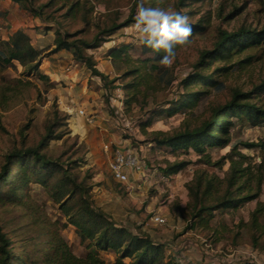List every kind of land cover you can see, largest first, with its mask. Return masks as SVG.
I'll return each mask as SVG.
<instances>
[{
    "label": "rangeland",
    "instance_id": "1",
    "mask_svg": "<svg viewBox=\"0 0 264 264\" xmlns=\"http://www.w3.org/2000/svg\"><path fill=\"white\" fill-rule=\"evenodd\" d=\"M48 1L26 0L20 4L12 1L11 4L8 3L6 8L3 7L0 10L4 14L0 17V39L3 41L8 39L10 25L13 22H20L24 18V20L35 19L27 6L32 4L34 7H39ZM75 1L80 3L77 15L64 16L66 10L61 8L60 0H53V4L44 9V13L51 15L57 22L48 23L51 25L49 30L52 31L54 39L56 32L61 34L78 32L77 39L90 42L98 30L107 28L113 23L120 24L130 14L134 19L139 2V0H73L72 2ZM177 1L169 0L167 6L156 7L176 12ZM145 7L149 6L145 5ZM178 10L188 18V13H193L194 16L189 18V23H194L201 18L203 30L195 32L191 42L176 52V58L170 68H162L168 71L163 82L157 80L163 75L162 70L150 72L151 74L148 75L150 64L144 61L151 58V55L140 52V40L130 27L133 23L116 30L109 38H105V43L97 48L87 49L86 53L92 58H104L112 49L110 47L114 45L111 42L115 41V48L120 45H131L129 55L132 59L130 64L132 67H140L141 64L145 67L141 69V75L146 78V84L140 88L142 94L139 96L138 103L132 104L129 108L124 104L125 95L122 85L130 81V78L125 80L118 78L126 70V64L118 65L117 68L112 64L115 77L102 84L111 94L118 90L122 92H120L123 102L122 117L119 119L128 123V128L120 127L123 130L121 136L129 140L130 147L143 148L142 152L137 151V154H134L139 159V166L156 174L152 183L144 187H162V193L156 201L157 204L170 195L171 191L168 187H178L174 190L176 192L170 206L177 203L172 209L178 216H182V209L178 207V202L189 201L187 187H193L199 175L208 178L216 177L221 180L226 177L230 163L225 157L230 154V146L207 150L203 156L192 150L187 153L182 151L173 153L168 148L157 147L151 140L152 133L171 132L184 126L192 129L204 118V107L207 104H224L230 99L234 90L242 93L249 92L264 82V46H261L233 57L231 62L242 61L244 63L238 65L236 69L233 68L226 77L218 78L224 85L223 91L215 92L210 89L208 90L210 93L203 98L204 100H201L198 107L177 112L171 116L167 115V110L172 107L170 103L176 105L178 98L184 94L181 80L192 72L199 54L212 49L219 32H231L239 27L259 30L264 26V0H210L194 4L186 1L185 7L178 8ZM47 49L49 47L42 50L41 64L42 59L51 54ZM77 64H79L78 67H84L90 72L84 65ZM222 66L223 64L214 63L209 69L204 70V74H210L214 69ZM116 78L118 81H115ZM169 78L172 79V83L166 86L164 81ZM89 83L88 86L93 89L100 87L94 86L92 81ZM56 86L58 84L51 82L48 77L47 80H42L35 75L28 76L16 62L0 70V172L5 164L6 156L20 148L36 147L40 143L45 134L46 122L52 119L54 112L57 113L59 119L63 113L66 114L60 109L58 98L54 94ZM63 88L65 86L58 87V89ZM102 98L107 104L108 97ZM251 102L264 106V94H259V97ZM75 107L74 105L73 108L76 109ZM233 122L234 127L230 130L231 144L238 145L237 152L244 155L246 163L252 167L253 171H256L260 164L264 165V125L252 127L247 122H238L236 118ZM54 133L59 135V138L48 140L40 152L45 154L51 162L57 164L61 170H66L68 177H75L76 183H82L84 188L89 190L90 199L95 195L92 191L98 185L95 182L96 175H100V179L106 180L107 178L110 181V188L122 194L123 189L118 188L123 185L111 181L107 176L108 173L110 174L108 166L115 149H109L110 158H104L98 166L89 167L86 162L89 146L79 140L67 124H61L59 128H55ZM149 143L154 144L152 148L148 146ZM246 143L255 146L253 148L242 146ZM141 154H143L142 158H140ZM176 163H186V166L180 171L169 174L164 172L167 167ZM16 169L17 166L12 167L8 180H13L12 175ZM61 170L55 172L54 177L49 181L50 185H55L62 179ZM260 170L264 171V167ZM184 192L186 195L183 194ZM22 193L19 192L18 196L21 197ZM51 193H53L51 190L31 183L19 204L0 202V228L8 241L7 248L11 254L7 264H47L41 258L58 245L59 241L65 243L68 250L77 258H85L91 252L95 253L104 264H113L116 259L113 253L90 248L87 242L80 243L75 228L69 224L58 205L53 202ZM149 193L154 196L158 195L156 190H151ZM259 200L264 201V184L261 185ZM91 202L93 204V201ZM73 203L78 205L76 201ZM253 207L254 201L246 203L235 212L215 214L211 224L213 229L217 228L219 236L215 237L212 231L207 234L205 231L196 230L194 232L197 236L196 240L202 242L204 250L214 251L218 247L224 253H226V248L230 249L228 246H248V235L243 230H240V236L236 242L232 243L231 240L237 232V224L247 219L248 212ZM124 262L130 264L129 260Z\"/></svg>",
    "mask_w": 264,
    "mask_h": 264
},
{
    "label": "trees",
    "instance_id": "2",
    "mask_svg": "<svg viewBox=\"0 0 264 264\" xmlns=\"http://www.w3.org/2000/svg\"><path fill=\"white\" fill-rule=\"evenodd\" d=\"M2 1V0H0ZM20 4L26 0H10ZM61 8L66 12L64 16L77 15L79 1L60 0ZM190 4L202 3L210 0H178L175 4L178 8H184L185 2ZM169 0H144L149 7L167 6ZM53 0L46 4L34 7L30 4L33 18L41 23L48 24L56 22L51 15H46L44 9L50 7ZM180 13V12H179ZM4 15L0 11V17ZM189 18H193V13H188ZM57 23V22H56ZM134 23L132 14L120 24H111L109 27L98 30L90 42L77 39L78 32L59 33L56 32L54 47L48 53L60 50L72 51L73 60L84 65L93 76L100 78L102 82L108 79L96 69L94 59L89 56L87 49H94L105 43L116 30L127 27ZM201 18L194 23H190L193 35L195 32L203 30ZM264 46V26L259 30H249L239 27L231 32L221 31L213 44L212 49L199 54L192 72L181 80L184 94L177 100V104L170 103L171 109L167 110V115L171 116L177 112H184L188 109L198 107L201 100L213 89L215 92L224 90V85L219 81V77H226L230 71L236 69L242 61L231 62L233 57L244 51ZM131 45H120L110 52L111 63L117 68L118 65L126 64V70L119 79L130 81L122 85L124 90V104L129 108L132 104H137L139 96L142 94L140 88L146 84V78L141 75L142 67H132L129 50ZM181 47L178 46L176 52ZM140 52L148 53L151 58L146 59L150 64L148 70L152 72L162 70V76L158 77L159 82H163L168 75L167 70H163L158 63L162 53L153 52L140 44ZM42 50H36L31 43V39L23 30H17L8 37L6 41L0 39V70L12 66L13 62L19 64L24 73L35 75L38 79L47 80L45 75L39 71ZM223 64L221 68L214 69L210 74H204V70L214 64ZM151 72V73H150ZM118 78L115 81H118ZM172 79L164 81L166 86L171 85ZM264 94V82L254 87L249 92H239L234 90L231 97L224 104H207L204 108V118L192 129L184 126L171 132L152 133V142L157 147L170 149L173 153L189 150L203 156L207 150L223 149L230 146V154L225 158L229 160V170L224 179L199 175L193 187L188 188L189 201L183 212V218L189 221L192 230L205 231L207 234L212 231L215 237L218 235L217 228L213 229L211 224L214 217L225 212H235L246 203L255 201L254 209L249 213L248 221H240L237 224V232L233 235L232 243L236 242L240 236V230L247 233L249 243L253 248L264 249V201L259 200L261 185L264 184V171L260 170L264 165L260 164L256 171L246 163V157L237 152L238 145L231 144L230 130L234 127L233 119L238 122H247L252 127L264 125V106L256 105L251 101ZM175 106V107H174ZM52 120V121H51ZM47 120L45 134L36 147L20 148L5 157V164L0 172V202L2 204H19L26 194V190L31 183L38 184L51 190L53 202L58 205L59 210L69 224L75 228L80 243H88V247L98 251L111 252L116 256L113 264H125L129 260L130 264H176L172 259L165 256L163 246L151 243L147 237L133 235L123 227L115 226L103 214L92 207L89 190L84 188L82 183H76L75 177H68L66 170H61L57 164L51 162L45 154L41 153L44 144L52 139H58L59 135L54 133L55 128L61 124L66 125L67 116L62 114L61 119L57 113L52 114V119ZM246 148H253V144L242 145ZM207 163V160H206ZM17 166L12 175L13 180H8L12 167ZM186 163H176L167 167L164 171L171 172L184 169ZM61 170L62 179L55 185H50L49 181L54 177L55 172ZM224 185L223 187H220ZM19 186V187H17ZM71 187V188H69ZM19 192H23L21 197ZM74 201L78 205H74ZM211 233V234H212ZM218 240V239H216ZM215 240V241H216ZM8 241L0 228V264H7L10 260V251L7 248ZM47 264H104L95 253H88L85 258H77L68 250L65 243L59 241L47 255L41 258Z\"/></svg>",
    "mask_w": 264,
    "mask_h": 264
},
{
    "label": "crops",
    "instance_id": "3",
    "mask_svg": "<svg viewBox=\"0 0 264 264\" xmlns=\"http://www.w3.org/2000/svg\"><path fill=\"white\" fill-rule=\"evenodd\" d=\"M8 3L11 4V1H0V10L3 7L6 8ZM24 19L20 22H13L8 34L12 35L15 31L22 29L31 39L32 46L36 50L41 51L48 47L52 49L54 36L49 30L51 25L31 18ZM111 44L114 45L110 48H115V41ZM111 50L104 58H93L96 62V69L108 80H113L115 77L110 59ZM78 65L73 60L72 51L60 50L42 59L39 71L51 82L58 84L54 94L58 98L60 109L67 114V126L74 135L79 137V140L89 146L86 156L88 166H98L104 158H110L109 149L135 155L137 151L142 152V147H130L129 140L121 136L123 130L120 127L128 128V123L119 119L122 117V92L118 90L111 94L99 77L91 75L84 67H78ZM90 81L94 86L100 87L91 88L88 86ZM62 86L65 88L58 89ZM104 96L108 97L107 104L102 98ZM74 105L76 109L73 108ZM77 111H82L83 115L77 114ZM153 145V143L148 144L151 148ZM127 175V183H120L123 186L118 188L123 189L122 194L110 188V181L107 178L106 180L100 179V175H96L95 178L98 185L92 191L95 194L91 197L92 207L115 226L123 227L133 235L147 237L153 244L162 245L165 256L176 264H243L238 262L239 256L247 258L244 264H264V249L253 248L250 243L246 247L228 246L230 249L226 248V253L218 247L214 251L204 250L202 242L196 240L197 236L194 234L196 230H192L189 221L183 218L188 200L178 202V207L182 209V216H178L172 209L177 203L170 206L176 192L174 190L178 187H168L171 191L170 195L157 204L156 201L162 193V187H144L152 183L156 176L154 172L151 173L145 167L138 166L134 170L127 171ZM107 176L111 181L116 182L109 173ZM151 190H156L158 195L148 194ZM183 194L186 195V192ZM254 207L248 212V216ZM154 216L163 218L165 224L154 223L152 221ZM242 221L246 223L248 217Z\"/></svg>",
    "mask_w": 264,
    "mask_h": 264
},
{
    "label": "clouds",
    "instance_id": "4",
    "mask_svg": "<svg viewBox=\"0 0 264 264\" xmlns=\"http://www.w3.org/2000/svg\"><path fill=\"white\" fill-rule=\"evenodd\" d=\"M130 27L142 46L162 53L158 63L164 68L172 66L177 47L189 44L193 35L186 15L171 9L145 7L144 0H139L134 23Z\"/></svg>",
    "mask_w": 264,
    "mask_h": 264
},
{
    "label": "built area",
    "instance_id": "5",
    "mask_svg": "<svg viewBox=\"0 0 264 264\" xmlns=\"http://www.w3.org/2000/svg\"><path fill=\"white\" fill-rule=\"evenodd\" d=\"M79 115H83L82 111L78 112ZM139 166V159L132 153H122L114 151L111 160L109 162V172L112 179L118 183L125 184L128 181L127 171L134 170ZM152 221L156 224L163 225L165 220L159 216L152 217ZM238 262L245 263L247 260L244 256H239Z\"/></svg>",
    "mask_w": 264,
    "mask_h": 264
}]
</instances>
